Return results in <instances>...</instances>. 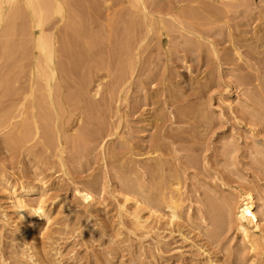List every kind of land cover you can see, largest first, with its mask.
<instances>
[{"label":"rangeland","instance_id":"obj_1","mask_svg":"<svg viewBox=\"0 0 264 264\" xmlns=\"http://www.w3.org/2000/svg\"><path fill=\"white\" fill-rule=\"evenodd\" d=\"M96 1L103 17L93 29L107 35L96 47L101 55L81 52L80 40L77 53L62 57L71 76L61 79L65 104L49 111L54 122L31 110L34 50L20 49L10 61L0 50V264H264V249L249 248L234 217L210 238L199 215L205 196L236 205L244 188L264 202V0H144L154 30L147 34L141 22L127 41L125 64L115 59L124 28L119 38L109 36L106 16L129 20V4ZM175 182L182 213L170 224L168 209L157 204ZM20 183L39 188L30 201H46L51 223L43 220L32 232L13 226L12 194ZM88 185L97 200L87 206L77 189ZM136 200L147 206L141 215L155 208L161 220L153 216L147 228H135Z\"/></svg>","mask_w":264,"mask_h":264},{"label":"bare ground","instance_id":"obj_2","mask_svg":"<svg viewBox=\"0 0 264 264\" xmlns=\"http://www.w3.org/2000/svg\"><path fill=\"white\" fill-rule=\"evenodd\" d=\"M145 1L144 0H127L129 7H130V9H129L128 6H126L129 9V12H128V15H129L128 17L130 18L129 20H124V17H126V14L116 15L117 14L116 13L115 14L116 16H114V17L112 16V19L109 18V16H110L109 14L108 15L106 14L107 15L106 19L109 20V24L107 22H105L109 25L107 28L108 29L107 34H109V36L113 35L115 38H117V37L119 38L118 27H119V25H121L122 28H124L123 29L124 31L123 30L121 31L122 33L120 34V37H121V35H126L125 36L126 39H125V37H123L122 38L123 40H119V41H122V43L117 41V42H119L121 47L119 48L118 51L116 50L118 58L116 57L115 59H119L118 61L120 64H122L123 62H124V64L126 63L124 61V58H125V56H127L128 45L131 43V42L128 43L127 41L130 40V37L135 35L137 28L139 29L140 26L141 27L143 26L142 25L143 23L141 24V22L144 21V23L146 24V26H147L146 28L148 29L147 34H150V32L152 30H154V26L152 27L153 24L151 23V21L153 19H155V17L153 15L147 13V8H146L147 6L145 5ZM106 2L109 3L110 0H108ZM98 3H101V2L98 1ZM126 3H124V4H126ZM96 4L97 3H95L94 0H80V1L79 0H0V27H2V29H1L2 32H0V36L2 37V39L0 38L1 39L0 40V50H1L2 55H1V53H0V55L2 56V58L5 57L6 60L8 59V61H10L11 57H13L14 59L17 58L15 55L19 54L17 52H19L20 49H21V52L24 49H28V48H31L34 50V51H32L34 53H33L32 64H30L31 65V68H30L31 72H30V79H29V89H27V92L29 90L28 94H29V97L31 98V100L29 99V101L32 102V109L31 110H33L35 108H39L40 111L43 110V114L41 116V117H43V119H41V120H44V123L46 120H47L46 122H48V120L53 121L54 120L53 115L56 113L54 111H57V113H58V109H60L61 104L64 103L63 102L64 98H65L64 94H66L65 90L67 91V89H65V86L62 83L61 79L71 76V69L68 66L72 67V65H71V63H69L70 65L69 64L67 65L64 60L62 61V57L67 58L69 55L71 57L72 51L77 49V47L75 46L76 48H74L73 45H75L76 42L79 43V41L81 40L83 42V44L80 46L78 44H76V45L79 46V49L81 50V52H82V50L85 51L87 53V56H90V58H91V55L94 56L93 55L94 51L96 52L98 50L96 47H100L101 42H103V41L100 42L101 37L104 38L107 36V35H105L106 34L105 31H104L105 34L103 32H101V31H103V30H101L103 28H100L101 31L98 28H97V31H95L93 29L95 27H100V26H98L99 23L97 26H95V24L97 23V20H96L97 16L100 17L101 20L103 17V16L101 17L99 15V13H98L99 11L97 9L98 6L100 7L101 5L98 4V6H97ZM146 4H147V2H146ZM131 9H133V10H131ZM113 11H115V10H113ZM105 12H106V10H105ZM105 12H103V14H101V15H104ZM140 15H142V17ZM160 16L161 15H159V18L156 17V20L158 21L157 23H159L160 29L162 30V28L165 26V21H164L165 19L162 18V16L161 17ZM139 18H140V20H139ZM174 18H176V17H174ZM101 25H103L102 22H101ZM105 26L107 27V25H104L102 27H105ZM123 26H125V27H123ZM134 29H135V32L133 31ZM132 32H134V33H132ZM139 32H141V31H138V33ZM1 33H2V35H1ZM101 33L104 34L105 36L102 35L100 37ZM19 34H21L23 37V40L21 39V41H20V39H19V41H17L18 39L16 36ZM132 34H134V35H132ZM140 34H138V35H140ZM143 34H145V33H143ZM143 34L139 36L140 39H141V36H143ZM114 37H112V38H114ZM145 37H146V35H145ZM99 38H100V40H99ZM140 39H139L138 43H140ZM142 42H143V39H142ZM73 48H74V50H72ZM130 49L131 48H129V50ZM100 50H102V49H100ZM76 51H74V52L77 53ZM97 52H96V55L98 54ZM83 54L84 53H82V55ZM21 55H22V53H21ZM131 56H132V54H131ZM131 56H129V57H131ZM98 57H97V59H98ZM84 58H85V56H84ZM100 58L102 59V57H100ZM21 59H23V58H21ZM80 59L81 58H79V60ZM101 59H99V62ZM91 61H92V59H91ZM93 61H95V59ZM18 62H19V60H18ZM18 62H17V65L19 64ZM23 62H24V60H23ZM94 63H97V61ZM72 64H74V63L72 62ZM90 64H91V62H90ZM97 64L100 65V63H97ZM101 64H103V61L101 62ZM9 65H8V67H9ZM17 65L14 64V67H13L14 71L15 70L18 71V69H16ZM91 65H93V64H91ZM96 65L94 67L98 66V65L97 66ZM26 66H27V64H26ZM22 67H23V65H22ZM118 67H120V66H118ZM123 67H125V65ZM21 70L22 69H20V71ZM119 72L122 73L123 71H119ZM72 75H74V74H72ZM81 75H82V73H81ZM13 76H15V75L13 74ZM116 77H118L117 74H116ZM16 78L17 77L15 76V78H13V80ZM6 81H9V79H6ZM4 82H5V79H4ZM81 83H82V81H81ZM98 87H99V85H98ZM68 88H69V86H68ZM38 91L42 92V93L38 94V96H37L36 92H38ZM83 91H84V88H83ZM80 93H77L76 96H78V94H80ZM68 94L69 93H67V95H66L67 99H69ZM27 95H26V97H24L23 102H26V100H28L29 97ZM75 98L76 97H74V94H73V99L76 100ZM65 101L67 102L68 100H65ZM31 102H29V103H31ZM29 103L27 101V106ZM23 106H24V104H23ZM25 106L23 108H25ZM50 109L53 110V113H54L53 115L49 114ZM37 115H38V113H37ZM59 115H60V113H59ZM56 116H54V117H56ZM39 117H40V114H39ZM36 120H37V118H36ZM36 120H34V121L37 122ZM53 122H51V123H53ZM48 124L49 123H47V125ZM55 124L56 123H54V125ZM36 126H37L36 127L37 130L40 129V128H38L37 124H36ZM56 126H57V129L60 128V126L59 127H58V125H56ZM26 128L28 129L29 127H26ZM50 129L52 130V128L48 129L46 127L44 129L45 133H46V131H48ZM29 130L30 129H28V132H29ZM38 131H36V132H38ZM50 131H48V135L49 134L51 135L52 131L51 132ZM58 131H60V130H58ZM30 132H31V130H30ZM52 135H53V132H52ZM24 136H25V132H24ZM51 136L48 139L50 141L51 140L53 141V138ZM80 137H79V139H80ZM54 140H55V138H54ZM160 165L161 164H159V166ZM168 181H169V179H168ZM138 182H139V180H138ZM167 183L169 185L170 182H166V184ZM180 183L181 182H179V183L175 182L176 188L170 190V192H168L167 194L165 193V192H167V190L164 191V188H163L164 193L163 194L160 193L161 196L159 195L160 197H158V204L157 205L163 206L164 208L168 209L169 223L170 224H173L176 220L181 218V213H182L181 208H182V201L183 200L181 198L182 197L181 196V188L179 186ZM170 184L171 185H169V187L170 186L173 187L174 184H172V182ZM169 187H167V188H169ZM79 188L77 189V192H78L77 197H79L83 203H85V204L87 203V206L89 203H92L95 200H97L95 197V191H94L93 187L88 185V186H83V188H80V189ZM244 189L241 192H238V194L236 195V199H237L236 205L235 204L232 205L231 202L229 201V199L227 197H224V196L219 198V199L216 196L217 199H215V196H213L214 197L213 198V197H210L212 195H210V196L204 195L207 198V200L205 201L206 202L205 204L207 206H205L204 210H200V214H199V212H198V214L200 215V218L202 219V221L204 223H206L205 228H204V233L206 236H208L210 238H217L219 236V234L229 224V222H231V217H234L233 220L236 224V230L242 236V239L249 245V248L255 252L260 251V250L262 251V249H264L263 248L264 247V204H263L264 202L263 203L259 202L260 200L257 198L254 191L246 190V189L244 190ZM38 191H39V188L30 187L29 185L24 184V183H20L19 188L17 190H14V192H13L14 194H12L13 198L11 201V204H12L11 209L13 210V216L10 217L11 222H12L14 227H21L25 230L32 232L33 227L37 226V224H39L43 220H45L47 223H51L52 212L48 208L46 201L42 198L37 203H31V201H30V198L32 197V195L37 193ZM143 192H144V194L147 195V197H148V195H150L149 193L147 194L148 190H143L142 193ZM134 193H135V191H134ZM131 200H132V198H131ZM128 201H130L129 194H128V196L127 195L125 196V202H128ZM136 204H137V207L135 208V210L133 212L130 213V217L133 218L135 228L136 227L145 228L146 226H148L149 220L153 216L155 217L156 221L161 220V215L158 213V209L150 208L149 209V212H150L149 216H143V215H141V211L146 209L147 206L145 207L143 205V203H141L138 200H136ZM32 252H34V251H32Z\"/></svg>","mask_w":264,"mask_h":264}]
</instances>
